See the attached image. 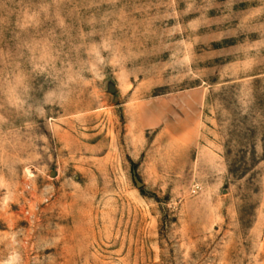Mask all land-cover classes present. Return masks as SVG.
<instances>
[{"label": "rangeland", "instance_id": "1", "mask_svg": "<svg viewBox=\"0 0 264 264\" xmlns=\"http://www.w3.org/2000/svg\"><path fill=\"white\" fill-rule=\"evenodd\" d=\"M0 264H264V0H0Z\"/></svg>", "mask_w": 264, "mask_h": 264}]
</instances>
